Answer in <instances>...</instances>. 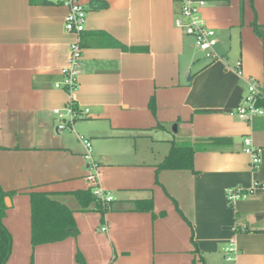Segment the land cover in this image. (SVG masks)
<instances>
[{
  "label": "crops",
  "instance_id": "1",
  "mask_svg": "<svg viewBox=\"0 0 264 264\" xmlns=\"http://www.w3.org/2000/svg\"><path fill=\"white\" fill-rule=\"evenodd\" d=\"M78 1L87 20L72 97L90 111L75 132L57 133L53 111L71 97L56 84L76 40L65 29L67 8L0 0V186L14 193L4 218L13 240L7 264H264V187L227 200L230 189L264 184V118L221 112L237 87L246 94L250 82L264 84L256 32L264 0H203L200 16L218 39L214 60L177 27L180 0ZM78 135L91 140L99 184L115 199L104 214L76 196L91 191ZM246 137L261 159L256 169ZM212 139L224 140L195 152L193 172L159 169L173 142ZM33 192L73 212V235L32 245ZM147 201L151 210L138 209Z\"/></svg>",
  "mask_w": 264,
  "mask_h": 264
},
{
  "label": "built area",
  "instance_id": "2",
  "mask_svg": "<svg viewBox=\"0 0 264 264\" xmlns=\"http://www.w3.org/2000/svg\"><path fill=\"white\" fill-rule=\"evenodd\" d=\"M181 15L176 20V25L186 36L195 40L197 47L202 51L209 60L217 58L215 47L218 39L216 31L210 29L200 16V9L205 5L203 0H180ZM67 8L65 16V29L68 33L75 35L76 40L70 46V57L67 66L62 69V82L56 84L57 88L64 89L70 94V101L66 108L55 109L53 114L60 121L57 126V133L64 131L75 132L74 125L77 121L86 118L89 109L80 111L73 100V93L78 88V77L80 75V66L83 54L82 34L86 30L87 11L86 8L78 0H54ZM239 69V67H238ZM239 73L241 71L239 69ZM242 121L253 123L258 118H264V84L259 82H250L247 86L246 94L239 107L230 112ZM78 139L84 147V158L86 160L87 169L89 171L86 180L91 185V193L95 199L101 203L103 207L112 204L115 199L110 192L101 188L99 184L100 165L94 159L93 146L90 139L79 136ZM245 152L251 157V166L256 169L260 162L258 151L254 148L251 138L244 139ZM264 187V184L256 183L250 190L241 187L230 189L227 192V200L233 205L239 200L246 199L254 189ZM107 231V226L102 228ZM227 260L234 259L233 255L236 249L233 244L224 250Z\"/></svg>",
  "mask_w": 264,
  "mask_h": 264
},
{
  "label": "trees",
  "instance_id": "3",
  "mask_svg": "<svg viewBox=\"0 0 264 264\" xmlns=\"http://www.w3.org/2000/svg\"><path fill=\"white\" fill-rule=\"evenodd\" d=\"M103 3L97 8H103ZM256 32L264 39V28L256 27ZM245 96V89L237 87L231 94L226 106L221 112L230 113L239 107ZM215 112V111H214ZM224 139H212L192 145H180L172 143L169 154L159 165L160 170H190L194 171V154L198 150L209 151L219 148V144ZM14 193L5 192L0 186V264H7L11 253L13 240L12 236L4 225V218L8 207L6 199ZM78 200L85 207L92 202H96L99 210L104 214L111 209V204L103 207L91 191L76 194ZM31 201V220H32V245L39 246L43 244L60 242L75 233L76 224L73 212L64 204L52 200L48 195L40 192L30 194ZM147 206H141L138 209L151 210V201H147Z\"/></svg>",
  "mask_w": 264,
  "mask_h": 264
},
{
  "label": "water",
  "instance_id": "4",
  "mask_svg": "<svg viewBox=\"0 0 264 264\" xmlns=\"http://www.w3.org/2000/svg\"><path fill=\"white\" fill-rule=\"evenodd\" d=\"M174 131L176 132V127H174ZM6 204L9 205V199L6 200Z\"/></svg>",
  "mask_w": 264,
  "mask_h": 264
}]
</instances>
